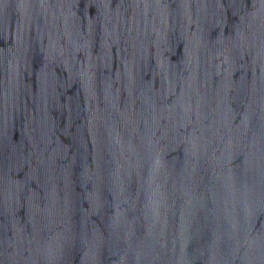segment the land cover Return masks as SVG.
Listing matches in <instances>:
<instances>
[{"label": "water", "instance_id": "95a60500", "mask_svg": "<svg viewBox=\"0 0 264 264\" xmlns=\"http://www.w3.org/2000/svg\"><path fill=\"white\" fill-rule=\"evenodd\" d=\"M0 264H264V0H0Z\"/></svg>", "mask_w": 264, "mask_h": 264}]
</instances>
